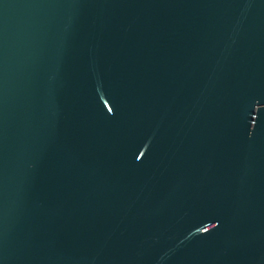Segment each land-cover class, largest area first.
I'll return each mask as SVG.
<instances>
[{"label":"water","instance_id":"95a60500","mask_svg":"<svg viewBox=\"0 0 264 264\" xmlns=\"http://www.w3.org/2000/svg\"><path fill=\"white\" fill-rule=\"evenodd\" d=\"M0 264H264V0H0Z\"/></svg>","mask_w":264,"mask_h":264}]
</instances>
